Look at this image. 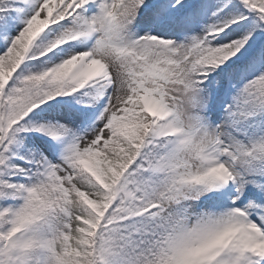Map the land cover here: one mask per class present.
Instances as JSON below:
<instances>
[{"label": "snow or ice", "instance_id": "snow-or-ice-1", "mask_svg": "<svg viewBox=\"0 0 264 264\" xmlns=\"http://www.w3.org/2000/svg\"><path fill=\"white\" fill-rule=\"evenodd\" d=\"M0 264H264V0H0Z\"/></svg>", "mask_w": 264, "mask_h": 264}]
</instances>
